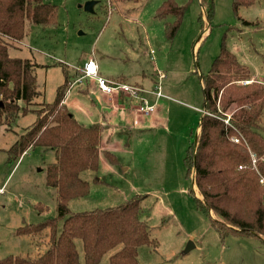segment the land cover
Wrapping results in <instances>:
<instances>
[{
	"label": "rangeland",
	"instance_id": "obj_1",
	"mask_svg": "<svg viewBox=\"0 0 264 264\" xmlns=\"http://www.w3.org/2000/svg\"><path fill=\"white\" fill-rule=\"evenodd\" d=\"M88 1L97 2L93 14L84 9ZM164 1L46 0L57 8L56 26L28 23L25 46L16 43L17 49H11L10 55L38 65L41 96L36 103H53L65 81L64 66L80 78L82 74L74 68H82L90 58L97 59L103 75L125 78L126 83L146 89L152 87L154 75L156 81L161 73L167 76L162 81L163 88L170 87L168 94L164 93L168 100L162 101L166 103L164 121L157 129L140 133L133 126L142 118L135 110L126 113L124 125L122 112L107 115L109 108L116 110V98L109 97L112 107L100 98L96 101L89 93L98 91L94 81L83 80L70 88L66 102L74 116L86 126L103 123L98 172L82 174V179L90 182V194L71 200V212L113 208L136 195H147L144 217L157 246H141L138 264H264L263 239L220 231L211 220L220 218L198 208L195 198L202 203L204 199L195 171L188 175L184 163L206 114L201 76L209 72L223 41L249 67L256 81H264V0L240 9L238 15L233 0H214L210 21L200 0H175L179 6H187V12L173 41L167 39L166 26L174 19L156 18ZM147 98L156 105L153 96ZM35 119L29 113L9 129H0V259L20 256L35 260L49 248V229L37 236L18 235L17 231L57 216L56 191L46 182L47 167L56 161L55 151L35 147L14 163L7 154ZM105 150L115 154L116 162L106 159ZM38 203L49 211L40 214L35 209ZM77 246L83 262L82 242ZM120 248L106 254L100 264H109Z\"/></svg>",
	"mask_w": 264,
	"mask_h": 264
},
{
	"label": "trees",
	"instance_id": "obj_2",
	"mask_svg": "<svg viewBox=\"0 0 264 264\" xmlns=\"http://www.w3.org/2000/svg\"><path fill=\"white\" fill-rule=\"evenodd\" d=\"M258 1L233 0L234 13L238 15L240 9ZM200 2L210 21L214 0ZM186 12L187 6H179L175 0H165L157 10L156 18L174 19L166 26L169 41L177 36ZM199 20L202 22V16ZM28 23L44 28L56 26V6L46 0H0V129H9L20 116H36L7 151L8 160L14 163L35 147L55 151L56 161L47 167L46 182L56 191L57 216L17 231L18 235L37 236L49 229V248L44 254L35 260L9 256L0 259V264H100L106 254L118 247L120 250L110 257L109 264H138L141 246H157L144 217L147 195H136L117 207L90 212L73 213L69 208L71 200L90 194V182L81 176L84 172H98L103 126L81 124L64 103L78 79V73H71L67 66L55 101L36 103L41 96L38 65L29 59L13 58L9 52L28 36ZM261 57L264 62V53ZM243 81L250 84H240ZM201 84L206 114L201 119L199 136L184 158L188 175L195 171L196 185L204 199L202 203L195 198L196 204L208 215L212 211L220 218L221 221L211 218L220 231L264 240V185L260 183L264 178V81H256L249 67L223 41L209 72L201 76ZM104 153L109 162H116L115 154L108 150ZM35 209L40 214L49 211L42 203ZM78 241L83 245V262Z\"/></svg>",
	"mask_w": 264,
	"mask_h": 264
},
{
	"label": "built area",
	"instance_id": "obj_3",
	"mask_svg": "<svg viewBox=\"0 0 264 264\" xmlns=\"http://www.w3.org/2000/svg\"><path fill=\"white\" fill-rule=\"evenodd\" d=\"M153 54V51L151 52ZM75 70L79 71L82 76L78 78L72 85L75 83H80L83 80L94 81L97 88L106 96L111 99L117 97H123L126 102L131 103V109L135 110L138 114L144 117H151L156 111V105H153L149 102L147 95L164 98L166 97L162 92V81L166 76L161 73L158 76V80L150 89H146L143 86L132 85L120 80L108 79L99 73V67L95 58H90L85 62L82 68L76 67ZM243 85L250 84V81H243ZM70 87V88H71ZM70 90V89H69ZM69 92V91H68ZM127 109H130L126 106ZM124 109V108H123ZM227 124L228 120L225 121ZM139 121L136 119L134 125H138ZM236 143L239 142L238 139H234ZM256 155H252V164L256 168ZM242 168V167H241ZM260 183L264 185V178H261Z\"/></svg>",
	"mask_w": 264,
	"mask_h": 264
},
{
	"label": "crops",
	"instance_id": "obj_4",
	"mask_svg": "<svg viewBox=\"0 0 264 264\" xmlns=\"http://www.w3.org/2000/svg\"><path fill=\"white\" fill-rule=\"evenodd\" d=\"M208 25H207V27H206V29H205V32H208ZM24 42V41H23ZM23 42H21V45H23V46H25V44L23 43ZM96 61H97V59H96ZM97 64H98V67H99V73H100V75H102V76H104V77H106V78H108V79H113V80H121V81H125V82H127L126 80H125V78H112V77H110V76H106V75H103L102 74V72H101V67H100V64L98 63V61H97ZM166 78H168L167 76H166ZM129 83V82H128ZM151 83H152V87L154 86V84L156 83V80H155V75L153 76V78L151 79ZM163 88V87H162ZM170 90V87H165V88H163V90L162 91H164L163 92V94L165 93L166 95L168 94V91ZM89 93H91V94H93V95H95L96 96V101H98L97 100V98H100L101 100H102V102H106L107 103V105H111V103H110V99H109V97H107L105 94H103L99 89H98V91H90ZM68 94V93H67ZM164 94V95H165ZM68 97V96H67ZM107 97V98H106ZM153 98H155V101H156V105H157V107H156V111H155V113L151 116V117H144V116H141V115H138V116H140V117H142V118H137L138 119V121H139V124L138 125H134V122H133V126L135 127V128H137L136 129V132H138V133H140V131L141 132H147V131H151V130H153V129H157L159 126H161V123L164 121V117H165V114L163 113V111H165V108H166V103H164V102H162L163 100H165V99H167L168 100V98L169 97H164V98H156V97H153ZM116 102L114 101V106H115V108H116V110L114 111L112 108H109V109H111V113H109L108 114V112H109V109H108V111H107V115H109L110 117L111 116H114V114H115V112H122L121 113V118H120V121H121V123L124 125L125 124V122H126V113L128 112V111H132V107H131V103L129 102H126L125 101V99L123 98V97H117L116 99ZM67 98H65V101H64V103L66 104V106H67ZM118 102H120V103H118ZM112 105H113V103H112ZM112 105H111V107H112ZM123 105V106H122ZM126 106H128L130 109H127L126 108ZM123 107H124V109H123ZM73 114V113H72ZM74 115V114H73ZM75 117V116H74ZM203 117V116H202ZM76 118V117H75ZM106 119V118H105ZM142 119V120H141ZM202 119V118H201ZM76 120L78 121V122H80L77 118H76ZM81 123V122H80ZM82 124V123H81ZM98 124V123H97ZM99 124H103L102 122H100ZM200 124H201V121H200ZM103 126V125H102ZM113 129H115V127H113ZM199 132H200V127L197 129V135L199 134ZM111 135V134H110ZM147 199H148V197L146 198V201H147Z\"/></svg>",
	"mask_w": 264,
	"mask_h": 264
},
{
	"label": "water",
	"instance_id": "obj_5",
	"mask_svg": "<svg viewBox=\"0 0 264 264\" xmlns=\"http://www.w3.org/2000/svg\"><path fill=\"white\" fill-rule=\"evenodd\" d=\"M96 4H97L96 1H88L86 3V5L84 6L85 11L88 12V13H92L93 14L94 13V7H95ZM2 106L3 105L0 102V107H2Z\"/></svg>",
	"mask_w": 264,
	"mask_h": 264
}]
</instances>
